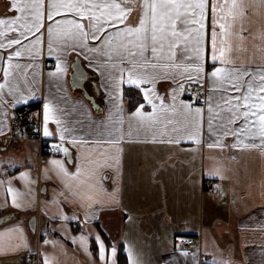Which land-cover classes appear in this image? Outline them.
Returning a JSON list of instances; mask_svg holds the SVG:
<instances>
[{
    "label": "crops",
    "instance_id": "0c3cea01",
    "mask_svg": "<svg viewBox=\"0 0 264 264\" xmlns=\"http://www.w3.org/2000/svg\"><path fill=\"white\" fill-rule=\"evenodd\" d=\"M12 2L0 0V19L20 15L10 10ZM236 3L234 15L223 13L230 25L224 41L229 63L217 61L215 66L240 70L241 79L235 85L240 91L231 90L235 82L213 88L207 75L201 82L190 83L179 76L174 82L161 75L155 82V91L165 107L158 110L154 127L132 115L141 104L142 111H153L142 90L152 85L127 84V70L131 67L127 54L123 63L120 57H113V68L105 63L108 57L71 50L69 42L60 53L65 71L50 75L55 73L56 55H48L46 29L50 22L45 20L40 55L36 59L27 53L13 57L7 86L0 91V233L18 229L0 240V264H22L20 257L34 251L40 255V264L46 260L48 264H118L120 247L128 264H201L204 260L214 264H264V145L259 136H245L239 131L232 134L244 126V118L238 114L230 123L236 109L230 112L225 103L243 95L250 81L253 87L258 86L259 76L264 74V0ZM127 7L133 10L126 23H138V3H128ZM208 28L210 39L211 13ZM17 35L15 31L7 32L0 36V43L6 44L5 37ZM38 36L40 33L29 35L19 45L0 48L4 52L0 84L5 83L9 53L28 46ZM86 56L92 58L91 63L99 71L89 67ZM77 59L87 72L83 83L98 109L93 108L82 90L72 86V65ZM50 62L55 65L47 67ZM211 67L209 59L206 71ZM120 68L124 69L125 83L116 92L109 74L118 77ZM170 74L176 75L175 70ZM178 84L184 85V91L177 94L173 110L171 90ZM192 86L198 89L191 100ZM127 88L135 89L143 100L135 109L127 107ZM21 96L27 98L26 103ZM179 101L203 109L199 143L183 134L186 115ZM155 102L160 104L159 100ZM45 103L55 109L60 127L66 129L63 142L54 120L48 123L52 135L43 134ZM209 104L213 109L211 130ZM32 105L41 107L40 139H11L8 130L13 111ZM73 138L77 144L72 143ZM61 143L69 149L71 161L53 147ZM252 144L256 146H243ZM43 145L52 146L54 153H41ZM105 158L107 165L97 168ZM53 159L64 160L71 172L80 165V175L72 181L73 190L80 196L73 197L68 192L64 179L53 170ZM21 173H27V177L22 179ZM206 181L213 182L212 189L205 188ZM9 186L21 194V208L12 205ZM97 235L104 241V260L100 258ZM81 236L85 237L83 243ZM184 238L195 239L198 247L178 245L177 241Z\"/></svg>",
    "mask_w": 264,
    "mask_h": 264
},
{
    "label": "snow or ice",
    "instance_id": "6c2138e0",
    "mask_svg": "<svg viewBox=\"0 0 264 264\" xmlns=\"http://www.w3.org/2000/svg\"><path fill=\"white\" fill-rule=\"evenodd\" d=\"M128 3L139 5L140 16L138 23L132 25L126 23L132 8L127 7ZM238 7L236 0H13L10 10L18 11L20 15L11 19H0V36L5 33L15 31L18 33L15 37H5L7 43H0V48H11L13 45L21 44V39H27L29 35L35 36L40 33L28 46H22L8 55V67L4 69L5 83L0 84V91L7 86V79L10 70L13 67V57H21L27 53L32 59H36L42 50L43 32L45 20L49 21L47 25V47L48 55H56V68L54 74H62L65 68L62 66L60 53L67 49L71 42V50L87 51L108 57L105 61L115 68L113 57H120V63H123V57L127 54L131 67L127 70V84L141 87L144 84H151V88H143L145 101L152 106L153 111L146 113L142 111L144 105L141 104L132 114L138 121L154 127L157 123V112L162 110L165 105L163 98L155 91L156 80L163 75L164 78L172 79L176 82L177 76L187 82H201L204 75L210 78L213 88H223L224 84H233L232 91H240L239 84L241 79L240 70L229 69L227 67H217L216 62L228 64L225 56L226 47L224 41L229 35L230 25L227 16L234 15ZM211 13V30L209 39L208 20ZM60 17V19H56ZM19 25V27H14ZM122 25V27H121ZM90 41H96L97 44H90ZM218 41L220 42L218 44ZM210 44V47H209ZM35 52V55H33ZM89 59V67H96ZM212 61L210 71H206V63ZM18 67V65H17ZM151 68L152 71L146 69ZM137 69H145L138 71ZM156 69H160L157 72ZM175 70L176 75L170 73ZM119 76L114 77L109 74V79L113 82V88L116 92L121 91V86L125 83L124 69H119ZM103 74V73H102ZM260 84L253 87L249 82L248 90L243 95H237L226 101L229 105V111L232 112L233 123L242 114L244 126L233 130L241 132L242 135L261 138V145H264V74L259 76ZM11 92L12 89H9ZM184 91V85L178 84L173 88L171 108L175 110L177 105V94ZM120 97H117L119 99ZM26 103L27 98L21 96ZM210 99V98H209ZM156 100L160 104H156ZM231 101H235L233 105ZM20 100H17L19 103ZM242 102V103H241ZM182 111L186 115L184 135L191 140L199 143L200 121L202 119L203 109L193 108L190 103L179 101ZM209 129L212 124V105L209 104ZM44 136H51L48 129L50 120H54L60 134V140L63 142L66 129L60 127V120L55 115V109L49 104H44ZM176 131V129H173ZM225 135L228 131H225ZM77 144L76 138L72 140ZM84 143V141H80ZM213 145H209L212 147ZM233 146H239L233 145ZM245 147L252 145H243ZM59 148L65 156L71 161V153L63 143L53 145ZM118 162V161H117ZM56 175L64 179L65 187L73 196H80L81 193L73 190L72 181L80 175V165H76V171L71 172L65 166L64 160L53 159L50 161ZM107 158L97 163V168L107 165ZM95 174V170H93ZM27 173H21V178H26ZM8 192L11 194V203L16 208H21L19 203L20 193L16 192L10 186ZM68 219V217H62ZM74 218V217H73ZM18 231L10 229L8 233H0V240L9 233ZM100 258L105 259L104 241L97 235L95 237ZM81 242L85 237H80ZM11 239L9 237V243ZM47 243V241H45ZM111 255L114 258L116 248L111 249ZM48 264V261H45Z\"/></svg>",
    "mask_w": 264,
    "mask_h": 264
},
{
    "label": "built area",
    "instance_id": "2783aa9c",
    "mask_svg": "<svg viewBox=\"0 0 264 264\" xmlns=\"http://www.w3.org/2000/svg\"><path fill=\"white\" fill-rule=\"evenodd\" d=\"M54 62L47 64V67H53ZM197 86H192L189 99H193L196 94ZM41 107L35 111L30 107H23L13 111V116L9 125V135L14 140H36L41 137ZM53 154L54 149L50 145H43L41 153ZM213 183L211 181L206 183L207 188H211ZM177 244L184 247H198L197 242L194 239H180ZM39 257L38 251L28 253L21 256L22 262L30 263L34 262L35 258ZM201 264H213L207 260H204Z\"/></svg>",
    "mask_w": 264,
    "mask_h": 264
},
{
    "label": "water",
    "instance_id": "95a60500",
    "mask_svg": "<svg viewBox=\"0 0 264 264\" xmlns=\"http://www.w3.org/2000/svg\"><path fill=\"white\" fill-rule=\"evenodd\" d=\"M3 66H4V52L0 50V76L3 71ZM72 72L73 73L71 75V79L75 81V82L74 81L72 82V86L73 87L76 86L77 88L82 90L84 97L91 103L93 108L98 109L99 107L96 104L95 98L93 97L92 94L89 93V91L85 87V83H83V81L87 78V72L83 68L81 61L79 59H77L75 63L72 65ZM96 93H97L96 95H99L98 90H96ZM8 220L9 218H7L5 221H8Z\"/></svg>",
    "mask_w": 264,
    "mask_h": 264
},
{
    "label": "trees",
    "instance_id": "16d2710c",
    "mask_svg": "<svg viewBox=\"0 0 264 264\" xmlns=\"http://www.w3.org/2000/svg\"><path fill=\"white\" fill-rule=\"evenodd\" d=\"M124 97L126 99V104L128 109H135L143 102L140 94L133 88H127L125 90ZM30 108L31 110L35 111L37 108H39V105H37V107L32 105L30 106ZM117 260H118V264H128L127 255L121 247Z\"/></svg>",
    "mask_w": 264,
    "mask_h": 264
},
{
    "label": "rangeland",
    "instance_id": "374dc122",
    "mask_svg": "<svg viewBox=\"0 0 264 264\" xmlns=\"http://www.w3.org/2000/svg\"><path fill=\"white\" fill-rule=\"evenodd\" d=\"M29 141H33V140H29ZM39 259H40V257H36V258H35V261H34V262H30L29 264H40ZM20 260H21V257H20ZM21 263H22V264H28V263H26V262H22V260H21Z\"/></svg>",
    "mask_w": 264,
    "mask_h": 264
}]
</instances>
